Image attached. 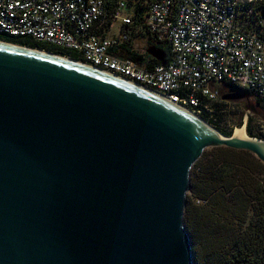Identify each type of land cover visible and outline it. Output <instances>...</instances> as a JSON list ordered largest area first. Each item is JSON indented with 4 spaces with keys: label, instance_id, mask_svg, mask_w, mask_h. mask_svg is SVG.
<instances>
[{
    "label": "water",
    "instance_id": "obj_1",
    "mask_svg": "<svg viewBox=\"0 0 264 264\" xmlns=\"http://www.w3.org/2000/svg\"><path fill=\"white\" fill-rule=\"evenodd\" d=\"M212 146L264 163V139L224 135L122 77L0 40V264H194L183 210L190 169Z\"/></svg>",
    "mask_w": 264,
    "mask_h": 264
},
{
    "label": "built area",
    "instance_id": "obj_2",
    "mask_svg": "<svg viewBox=\"0 0 264 264\" xmlns=\"http://www.w3.org/2000/svg\"><path fill=\"white\" fill-rule=\"evenodd\" d=\"M110 1L0 0V35L74 50L80 61L195 114L206 106L201 98L216 99L224 82L264 97V39L236 16V4L256 0H116L112 10ZM141 2L148 4L145 28L171 49L169 61L150 68L117 52L141 27L133 17ZM146 47L133 42L135 50Z\"/></svg>",
    "mask_w": 264,
    "mask_h": 264
},
{
    "label": "trees",
    "instance_id": "obj_3",
    "mask_svg": "<svg viewBox=\"0 0 264 264\" xmlns=\"http://www.w3.org/2000/svg\"><path fill=\"white\" fill-rule=\"evenodd\" d=\"M111 10L116 0H111ZM148 4L135 8L134 23H141L138 32L123 39L118 50L147 68L160 62L145 50L133 49L136 39L161 50L165 61L171 59L169 42L158 40L143 24ZM238 16L245 27L257 31L264 39V0L236 4ZM135 26L131 30H134ZM0 40L82 60L74 50L63 49L34 41L29 37L0 35ZM218 97L201 98L196 114L224 135L242 123V111L233 107L242 99H254L253 104L263 110L264 97L231 83L218 85ZM243 93L238 99H223L225 94ZM245 122L249 136L264 139V120L260 111L252 108ZM256 115V117H255ZM261 116V117H260ZM235 118H238L236 121ZM189 190L183 210V220L190 236L194 264H264V163L245 149L212 146L203 150L190 169Z\"/></svg>",
    "mask_w": 264,
    "mask_h": 264
},
{
    "label": "rangeland",
    "instance_id": "obj_4",
    "mask_svg": "<svg viewBox=\"0 0 264 264\" xmlns=\"http://www.w3.org/2000/svg\"><path fill=\"white\" fill-rule=\"evenodd\" d=\"M140 43L141 42H139L138 44L140 45ZM142 46H143V43L141 44ZM41 50H43V49H41ZM44 51H47V50H44ZM49 52V51H48ZM60 55V54H59ZM63 56H65V55H63ZM67 57V56H66ZM80 61V60H79ZM216 85H218V83L216 84ZM253 102H254V99L252 98V97H250V99H248V100H244V99H242L240 102H235V104H233V107L234 108H237L236 110H237V112H239V110L240 111H242V115H241V119H242V123H241V125L240 126H244V129H245V122H246V118H247V116H249V114H251L252 116H254V114H252V112H254V111H252V108L255 110V111H260L261 109H259V108H257L254 104H253ZM262 112H263V110L262 111H260V113L262 114ZM255 117H256V115H255ZM261 117V116H260ZM262 119L264 120V115L262 114ZM235 120L237 121L238 120V118H235ZM205 121V120H204ZM206 122V121H205ZM208 123V122H207ZM209 124V123H208ZM210 125V124H209ZM240 126H238V127H240ZM235 127H237V126H234V128ZM234 128L232 129V132H233V130H234ZM245 133H246V131H245ZM262 139V138H261Z\"/></svg>",
    "mask_w": 264,
    "mask_h": 264
},
{
    "label": "bare ground",
    "instance_id": "obj_5",
    "mask_svg": "<svg viewBox=\"0 0 264 264\" xmlns=\"http://www.w3.org/2000/svg\"><path fill=\"white\" fill-rule=\"evenodd\" d=\"M233 133L240 136V137H243L246 135L245 131H244V127L243 126H240V127H235L234 130H233Z\"/></svg>",
    "mask_w": 264,
    "mask_h": 264
}]
</instances>
